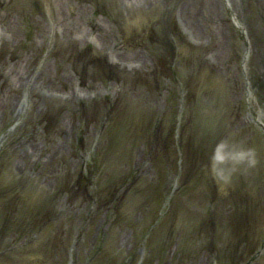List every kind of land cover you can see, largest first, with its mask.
I'll return each mask as SVG.
<instances>
[{
  "label": "rangeland",
  "instance_id": "rangeland-1",
  "mask_svg": "<svg viewBox=\"0 0 264 264\" xmlns=\"http://www.w3.org/2000/svg\"><path fill=\"white\" fill-rule=\"evenodd\" d=\"M60 35L65 43L59 41ZM173 36H182V46L169 70L161 72L159 60L168 56L170 43L175 47ZM0 39L24 51L16 66L9 57L0 59L10 82V87H0V136L20 118L0 153V241L8 251L0 264L8 257H12L8 264H140L144 256L143 264H201L204 259L221 264V243L212 245L209 230L199 228L205 216L220 211L225 216L248 212L256 220L248 227L259 241L257 247L251 241L245 264H264V250L259 252V242L264 241V130L252 120L264 124V0H2ZM72 43L81 48L92 45L108 64H119L118 70L131 74L111 79L99 71L102 66L84 64L97 75L77 77L71 68ZM156 63L161 75L154 85L135 81L133 73L147 74ZM42 66L40 76V70L31 75ZM29 75L37 86L25 93L20 80ZM21 93L26 111L18 117L2 104L7 99L15 102ZM94 104L97 112L86 118L83 107ZM125 107L134 119L127 138L124 129L119 135L118 145L126 152L123 156L128 155L120 167L114 154L106 152L114 141L108 123ZM157 124L165 129L156 133ZM198 140L213 141L209 176L223 169L228 179L221 176L217 183L212 178L216 187L202 192L201 181L183 183L188 174L183 158L179 180L174 163L161 168L164 195H157L159 185L154 184L162 178L151 164L153 142L157 150L163 145L176 148L175 154L163 150L168 151L163 163L167 159L169 166L168 156L173 162L178 159L177 147L185 143L195 147ZM222 145H227V153L255 149L258 163L237 164L229 156L217 164ZM24 148L35 152L31 165ZM49 170L52 191L37 178ZM86 173L90 192L74 198L66 192L65 182ZM133 178L136 186L120 201L114 199ZM225 181L234 183L225 197L231 202L222 209L212 208L209 201L225 203L218 192ZM177 185L169 210L155 225L166 211L167 190ZM104 187L111 199L97 196ZM149 188L153 202L140 207L137 193ZM181 207L185 216L179 214ZM152 225V235L159 237L154 251L144 239ZM220 236L224 240L227 234ZM47 242L54 250L37 253V245Z\"/></svg>",
  "mask_w": 264,
  "mask_h": 264
},
{
  "label": "clouds",
  "instance_id": "clouds-1",
  "mask_svg": "<svg viewBox=\"0 0 264 264\" xmlns=\"http://www.w3.org/2000/svg\"><path fill=\"white\" fill-rule=\"evenodd\" d=\"M227 145H222L220 150L218 151L216 161L217 164L223 163L226 160L229 159V156L237 163L241 162H247L250 166H255L258 163V157H257V152L255 149H248V150H238L232 153H227L225 152V148ZM219 174L225 178L228 179V176L223 169H219Z\"/></svg>",
  "mask_w": 264,
  "mask_h": 264
},
{
  "label": "bare ground",
  "instance_id": "bare-ground-1",
  "mask_svg": "<svg viewBox=\"0 0 264 264\" xmlns=\"http://www.w3.org/2000/svg\"><path fill=\"white\" fill-rule=\"evenodd\" d=\"M203 262L207 263V261L203 260Z\"/></svg>",
  "mask_w": 264,
  "mask_h": 264
}]
</instances>
